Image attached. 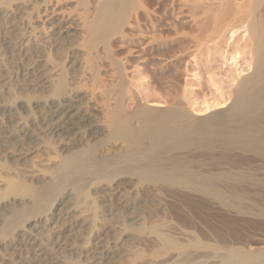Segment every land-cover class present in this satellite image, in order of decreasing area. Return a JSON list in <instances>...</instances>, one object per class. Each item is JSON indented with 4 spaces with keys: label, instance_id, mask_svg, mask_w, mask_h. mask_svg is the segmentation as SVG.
Wrapping results in <instances>:
<instances>
[{
    "label": "rangeland",
    "instance_id": "obj_1",
    "mask_svg": "<svg viewBox=\"0 0 264 264\" xmlns=\"http://www.w3.org/2000/svg\"><path fill=\"white\" fill-rule=\"evenodd\" d=\"M139 1L142 9L138 10L140 14L130 18L129 24L123 28L125 38L117 34L109 44L114 59L124 68L123 81L133 89L131 91L137 96L140 104L160 111L173 109L180 104L196 119L224 111L225 109H220V105L228 107L230 103L228 97H231L236 83L250 75L251 70L248 67L251 66L252 60L245 50L246 54L239 56L237 62L235 61L237 65H233L229 59L233 50H229L230 48L225 45L226 34L220 42V38H216V35L214 37L213 27L210 26L217 20L219 21L213 26L219 25L221 19L229 22L234 18L235 23L245 12L247 0ZM90 4L94 8L98 5V0H90ZM27 11L28 9L23 15L17 14L15 22L18 23L24 17V20L26 17L28 20L27 14L30 10ZM34 15L35 11H32L30 16ZM219 16L221 18H218ZM211 19L214 21H210ZM226 22L220 23V26L228 24ZM34 36H37L35 42L38 43L39 34L36 33ZM196 39L198 42L201 40L203 46L199 47ZM212 43L217 47L213 48ZM60 46L52 49L45 47L40 52H34L30 63L47 60L44 62V69L46 66L51 74L57 76L56 79L65 71L66 66L75 63L74 60L77 61L76 64L82 61L85 63L84 47L75 46L78 49L73 56L71 47ZM18 61L17 57L0 55V69H10L14 66L13 62ZM39 65L41 68L43 63ZM63 78L61 89H65L63 94L70 99L73 90L71 91L69 87L68 76L65 75ZM15 87L6 90L0 88V105L14 106L19 100L21 105H26L21 106L23 109L20 108L19 114L17 112L10 118L0 114V126L5 122L10 124L9 119L14 120L18 126L29 125L28 134L34 136L24 140H19L21 136L15 139L18 144L10 149L14 152V157H9L6 153L0 154V264H13L18 260L17 257L26 256L37 263L39 259L35 250L38 243L46 254L40 261L46 259L48 261L53 257L59 264L92 263L91 258L94 255L91 251L97 248V246L94 248L97 243L102 246L97 248V251L107 250L113 256L112 260L105 261L104 264H134L135 261V264H222L229 258L230 249L234 247H242V251L252 252L264 249L263 225L249 226L244 221L250 219L236 216L230 213V209L223 211L217 206L216 201L197 193L189 194L180 185L139 180L133 175H125L122 179L117 177L114 181L87 175L89 178L85 176L84 182L86 179L87 182L85 184L83 182V187L74 189L75 187L70 184L66 185L64 191L54 194V197L58 194L55 200L52 198L53 200L45 203L44 209L46 208L47 212L42 214L43 217L35 218L38 228H33L35 219L25 225L27 230L31 228L29 233L36 237L37 244L25 245L20 238H16L18 235L3 231L2 219L17 211L16 207L18 209L31 202L29 196L12 194L11 186L43 188L46 183L55 180L60 158L77 149L91 147L105 135L96 134L91 140L88 136L89 128L82 124L73 128L71 135L67 137L51 136L38 131L34 124L42 114L43 107L48 105L49 100L55 99V95L53 97L52 94L45 95L46 93L40 94L37 91L29 93L28 91L34 87H29L30 90L21 87L22 91L25 90L23 93L19 85ZM1 89L5 93H2ZM85 92L82 90L79 93V101L82 104H87L88 94ZM34 107L38 108L33 109ZM88 121L94 124L98 119L89 118ZM16 123L11 125L15 126ZM111 142L109 146L105 144L101 148L98 157L116 153L120 144L115 140ZM190 152L194 153L190 157L201 156L200 162L191 164L194 169L199 172L214 171L211 160L204 152L199 150ZM242 164L239 163L236 168L230 170L244 171L245 166ZM183 193L189 196H184ZM54 218H58V221L49 222ZM75 223L81 225L79 230L75 228L67 234L65 229L68 226H76ZM168 241L171 245L184 249V252L179 253L180 260L175 263L168 257L176 253L169 247Z\"/></svg>",
    "mask_w": 264,
    "mask_h": 264
},
{
    "label": "bare ground",
    "instance_id": "obj_2",
    "mask_svg": "<svg viewBox=\"0 0 264 264\" xmlns=\"http://www.w3.org/2000/svg\"><path fill=\"white\" fill-rule=\"evenodd\" d=\"M247 3L245 12L235 23L234 18L229 22L221 19V24L226 22L229 25L220 26L218 22L219 25L213 26L219 21L217 20L212 26H208L213 27L211 32L214 37L216 35V38H220V42L226 34L225 45L233 50L229 58L233 65L239 56L246 54L245 50L248 51L252 60L248 67L251 73L236 83L231 97H228V107L220 105V109H225L224 111L196 119L180 104L166 111L142 106L132 92L133 89L131 91L130 86L123 81L124 68L114 59L109 43L117 34L124 37L123 28L142 9L139 0H98V5L94 8L90 6V0H0V55L17 57L19 60L13 62L14 66L10 69H0V88L6 90L19 85L20 91L22 88L30 90L29 87H34L27 91L52 94L53 97L55 95V99H48V105L43 107L42 114L34 121V125L42 133L67 137L71 135L73 128L82 124L89 128L90 139L96 134H105L91 147L77 149L62 156L55 180L46 183L43 188L11 186L12 194L29 196L31 202L18 207L19 210L16 207L17 211L2 219L3 231L18 235L16 238H20L25 245L37 244L36 237L29 233L31 228L27 230L25 225L47 212L44 209L45 203L52 198L55 200L67 188L66 185L70 184L74 189L83 187L87 182V179L84 182L87 175L113 181L117 177L122 179L125 175H133L139 180L180 185L189 194L197 193L216 201L223 211L230 209V213L250 219L244 221L249 226H264V0H247ZM27 9L30 10L27 14L28 20L27 17V21L24 20L23 16L18 23L15 22L17 14H26ZM32 11H35L33 17L30 16ZM227 19L230 20L229 17ZM235 24L240 26L236 27ZM35 32L39 34L38 43L35 42ZM200 41L196 39L199 47L203 46ZM59 45L64 48L71 47L73 56L78 49L76 47H84L86 57L84 56L85 63L82 61L83 63L76 64L77 61L74 60L75 63L66 66L61 75L57 74L60 78L58 80L46 66L44 69V62L47 60L42 59L35 63H30V60L36 51L40 52L45 47L56 48ZM214 46L213 44V48ZM39 63H43L41 68ZM65 75L68 76L71 91L73 90L72 95L70 91V99L64 96L65 89H61V79ZM82 90L88 94L87 104L79 101ZM2 93L5 92L2 90ZM19 101L14 106L0 105L1 116L10 118L17 112L19 114L20 108L26 105L22 106ZM36 108L38 107L33 109ZM89 118L98 119V122L93 124L88 121ZM9 122L10 124L5 122L0 126V154L6 153L7 156L14 157L15 154L10 149L18 144L15 139L21 136L19 140H24L34 135L28 134L29 125L21 127L14 120L9 119ZM11 123H16L17 128ZM112 140L120 144L116 153L98 157L101 148L105 144L109 146ZM190 150L204 152L211 160L214 171L199 172L194 169L191 164L200 162L201 156L190 157L194 154ZM239 163L245 166L244 171L230 170ZM189 194L183 193L184 196ZM58 218L50 219L49 222H57ZM254 218L261 220L253 221ZM34 221L33 228H36L38 223L36 219ZM81 225L66 226L65 230L68 234L75 228L79 230ZM168 245L176 251L168 256L175 263L180 260L179 253L184 252V249L171 245L170 242ZM95 246L102 248L98 243L94 248ZM36 248L32 250L37 252V263L26 256L17 257L18 260L13 264H59L53 257L48 261H40L46 254L39 243ZM96 249L91 251L94 255L91 258L93 261L88 264H104L105 261L112 260L111 252ZM222 264H264V249L252 252L242 251V247H234L230 249L229 258Z\"/></svg>",
    "mask_w": 264,
    "mask_h": 264
}]
</instances>
